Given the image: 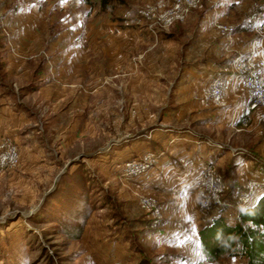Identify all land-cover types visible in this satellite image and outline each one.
Instances as JSON below:
<instances>
[{
  "label": "rangeland",
  "instance_id": "rangeland-1",
  "mask_svg": "<svg viewBox=\"0 0 264 264\" xmlns=\"http://www.w3.org/2000/svg\"><path fill=\"white\" fill-rule=\"evenodd\" d=\"M154 1L112 0L105 10L99 0L35 2L42 37L74 39L75 54L56 57L46 80L11 93L26 110L11 102L10 129L0 135L18 155L0 172V264H246L229 249L205 256L198 231L216 217L232 225L237 210L264 192V130L251 120L237 131L231 109L194 95L235 55L215 53L211 61L210 34L236 37L244 52L252 38L264 39V0H198L182 21L150 27L137 9ZM62 49L60 55L68 52ZM4 67L0 81L26 83V63ZM174 138L179 142L170 143ZM173 145L188 151L191 163L197 154L209 157L223 180L222 203L206 217L190 188L193 171L178 180L164 168L165 154L179 152ZM145 149L158 163L137 181L124 180V161ZM201 159L195 168L206 165ZM250 174L263 183L243 203ZM136 193L156 201L160 222L153 229Z\"/></svg>",
  "mask_w": 264,
  "mask_h": 264
},
{
  "label": "built area",
  "instance_id": "built-area-1",
  "mask_svg": "<svg viewBox=\"0 0 264 264\" xmlns=\"http://www.w3.org/2000/svg\"><path fill=\"white\" fill-rule=\"evenodd\" d=\"M197 2L198 0H156L144 3L137 12L140 17L149 22L150 27H166L174 20L182 21L187 11L195 7ZM216 28L222 32L230 30L229 27L221 24H216ZM250 41V45L244 52L239 51L229 57L219 68V72L211 75L209 81L202 84L194 95H197V99L203 104L225 107L228 105L226 94L232 92L235 97L232 101L236 107L240 108V127H235L233 122L231 123L232 128L237 131L246 127L252 118L257 124L263 126L264 130V45L261 39L252 38ZM17 161L16 148L7 141H1L0 172L13 167ZM157 163L158 154L145 149L137 157L124 161L120 176L126 181H137ZM197 168H194L191 174L190 188L197 200L198 215L206 217L221 205L220 195L224 189V183L213 165L206 164ZM262 183L263 180H258L257 177L245 181L240 194L243 203L251 199L249 194L257 190ZM136 197L139 206L151 217L147 228L153 229L160 222L155 199L141 193H138Z\"/></svg>",
  "mask_w": 264,
  "mask_h": 264
},
{
  "label": "crops",
  "instance_id": "crops-1",
  "mask_svg": "<svg viewBox=\"0 0 264 264\" xmlns=\"http://www.w3.org/2000/svg\"><path fill=\"white\" fill-rule=\"evenodd\" d=\"M37 1H41V0H0V69L3 68L4 66L7 67L9 62L12 64V61H19V62L23 61V63H26L27 65L26 73H25V78H26L25 84L16 87L13 86L11 82L5 83L3 81H0V108L2 109L0 110V135L6 134L7 133L6 131L10 129L9 128L11 122L10 109H9L10 103L12 102L11 107L12 108L14 107V109L16 110L20 109L19 106H16V103L23 105L22 103L17 102L18 98H15V96H13V100H12L11 93L16 91L18 87L20 91L25 90L26 87H24V85L28 84L33 79L41 80L43 78L44 80H46L48 75L52 74V70H53V68L50 66V61L54 60L56 57H60V58L65 56L73 57L75 54L73 50L76 41H74V39L71 40L68 38L65 40V43H63L62 41H59L58 43L56 41L58 40L56 37L58 33L54 36H50L51 38L49 39L47 38V41L46 38L42 37V35L44 34L42 33L41 30L44 27L42 25V21L37 19L39 16L38 13L35 12V10H37L35 2ZM70 4L72 5L73 3ZM261 41L262 44L264 45V39H261ZM206 44L208 45L205 46L207 47L209 46V50H207V53H209L211 61L213 60L212 55L215 53H217V55L220 54L222 57H224L229 54L232 55L239 51H243V48L241 47L242 43L241 42L237 43L236 37L234 36L230 37L226 35L225 36L219 35L217 39L214 36L212 37V35L210 34V37L208 38V42ZM62 47L66 48L68 52H64V53L61 52L63 54L60 55L59 54L60 51L63 50ZM38 65H42L41 72H36ZM204 70H202L201 72L207 71V69ZM211 71L212 70H209L207 71V73H210ZM2 74L4 76L11 75L9 69H6V71H2ZM191 84H193V82L189 83L188 86H190ZM34 88L39 89L40 86L38 85L37 87L35 86ZM235 107H236L235 103L231 99H229L226 109H231L230 110L231 114L229 115V122L231 121L230 123L232 122L236 123L238 122L237 120H239L240 118V108L236 107V110H234ZM4 108L7 109L5 110ZM22 110L24 111L26 110L25 106L24 108H22ZM232 116L233 118H231ZM252 120L255 121L254 118H252ZM6 125L8 126L6 127ZM263 140H264V136H263ZM170 141L173 142L172 144H176L177 142H179L175 138L174 141H172L171 139L169 140V142ZM166 142L167 139H163L157 142V144L161 145ZM178 147H179L178 145L175 146L176 149H178ZM178 150L179 152L175 151V153L173 154L170 153V155L165 154L167 159L166 162L170 164H168V166L164 168L166 169L169 168L168 170L171 169L170 173H173L172 175L173 178L175 179L189 180L191 175L183 174L184 173L183 171L186 170L188 172L194 171V168L196 167L195 165L197 158L193 157L192 158L193 162L191 163V161L188 160L191 154H189L188 151L181 149V147ZM241 151L247 153L245 149L240 150L238 152ZM198 155L199 154H197V156ZM250 158H247L245 160H248ZM171 162H173L174 164H171ZM242 163L244 162H241V164ZM252 177H254V175L250 174V176L247 179Z\"/></svg>",
  "mask_w": 264,
  "mask_h": 264
},
{
  "label": "trees",
  "instance_id": "trees-1",
  "mask_svg": "<svg viewBox=\"0 0 264 264\" xmlns=\"http://www.w3.org/2000/svg\"><path fill=\"white\" fill-rule=\"evenodd\" d=\"M111 2L112 0H99V8L105 10ZM41 68L42 65H38L36 72H41ZM16 106L22 107L18 103ZM196 158H202L207 165L212 164L209 157L198 155ZM236 166L238 165L234 169H237ZM223 192L224 190L220 195L221 200ZM85 216L87 215L70 219L76 221L84 219ZM235 218V223L231 225L216 217L210 225L198 231L199 244L205 256H216L229 249L230 254L242 256L246 264H264V192L247 208L238 209Z\"/></svg>",
  "mask_w": 264,
  "mask_h": 264
},
{
  "label": "water",
  "instance_id": "water-1",
  "mask_svg": "<svg viewBox=\"0 0 264 264\" xmlns=\"http://www.w3.org/2000/svg\"><path fill=\"white\" fill-rule=\"evenodd\" d=\"M238 150H243V149H238ZM235 151H236V150H235ZM67 165H68V163H66V164L64 165V167H63V171H64V168H65ZM57 177H58V175L55 177V180H54V183H53L52 187H51L47 192H49V191L53 188V186H54V184H55V182H56Z\"/></svg>",
  "mask_w": 264,
  "mask_h": 264
},
{
  "label": "bare ground",
  "instance_id": "bare-ground-1",
  "mask_svg": "<svg viewBox=\"0 0 264 264\" xmlns=\"http://www.w3.org/2000/svg\"><path fill=\"white\" fill-rule=\"evenodd\" d=\"M160 159V158H159Z\"/></svg>",
  "mask_w": 264,
  "mask_h": 264
}]
</instances>
